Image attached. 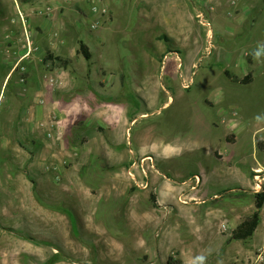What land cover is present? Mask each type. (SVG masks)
I'll list each match as a JSON object with an SVG mask.
<instances>
[{"label": "rangeland", "instance_id": "obj_1", "mask_svg": "<svg viewBox=\"0 0 264 264\" xmlns=\"http://www.w3.org/2000/svg\"><path fill=\"white\" fill-rule=\"evenodd\" d=\"M47 6L53 13L28 26L41 35L49 23L42 46L53 39L49 49L71 64L47 68L39 52L41 96L29 72L5 90L0 80V264H166L182 252V264H264V244L220 249L215 238L232 237L264 190V53L253 58L264 44V2L0 0V16ZM94 6L109 10L96 30ZM81 40L91 61L77 55ZM255 64L249 85L225 74L242 79ZM226 109L243 124L229 144L219 142ZM51 121L62 122L53 138L42 126ZM135 159L147 190L128 173ZM261 216L264 237V207Z\"/></svg>", "mask_w": 264, "mask_h": 264}, {"label": "crops", "instance_id": "obj_2", "mask_svg": "<svg viewBox=\"0 0 264 264\" xmlns=\"http://www.w3.org/2000/svg\"><path fill=\"white\" fill-rule=\"evenodd\" d=\"M262 2H264V0H262ZM239 11H237L238 13ZM36 17V16H34ZM36 18H40V17H36ZM41 19V18H40ZM15 20V22H17L16 17H10L8 16L6 13L2 16H0V80L4 82V86H2V89H6L9 82L12 80L14 74L16 73V71L13 70V68H15V65L13 66V68H11L12 65V57H20L24 54V51L21 49V47H18L16 44H14L12 42V40L19 39L20 37V31H21V24L19 22L13 23V21ZM38 24V23H37ZM41 27V29L43 30L42 34L40 35V33L38 34V32L36 30H32V35L34 33V35L36 34V36H38V38H36V36L34 37L35 40L38 42L40 49L37 50V52H34L33 56L29 59H27L25 62V64H28V72L31 73L30 80L33 81L32 83V87H30V90H33V94L34 95H44L42 90H41V82H37V79L35 77V69L36 67H38L39 62H41V60L44 59L47 50H50L53 48L54 44H50V40H48L47 45L46 46H42V41L45 40V38L47 37V29L50 27V24L47 23L46 21H41L39 24ZM38 25V26H39ZM37 27V25L35 24V28ZM34 31V32H33ZM10 35V39L7 38V36ZM45 49L43 51V56L42 59L39 60V52L42 49ZM50 48V49H49ZM54 49V48H53ZM38 55V56H37ZM41 57V56H40ZM257 62V59H256ZM259 67V64H255V66L249 70L248 74L250 72H255V70L257 71ZM9 68H11L9 70ZM27 72V73H28ZM247 75V74H246ZM28 81V79H27ZM4 87V88H3ZM212 105H215L214 102H211ZM223 104V103H222ZM231 108V107H230ZM40 106H34V104L30 105L29 107V111L30 113L34 114H39L40 112ZM122 119H124V112L122 113L121 117ZM221 122L223 125H225V127H227L225 129V135L222 138H219V142H224V140L226 141V139H228L229 135L235 134L237 137L241 136L242 133V122L236 119V115H233V113L231 114L228 113L227 109L224 110V115L222 114V118H221ZM130 123V122H129ZM219 127V126H218ZM227 142V141H226ZM228 143V142H227ZM229 144V143H228ZM210 154L214 153V154H219V156H222L223 160L226 159V154H222L221 151L217 150V148L214 149L210 148L209 149ZM242 157V156H241ZM230 158H233L232 156ZM229 158V159H230ZM230 162V161H229ZM244 164V163H243ZM165 189V187L163 188V190ZM162 190V191H163ZM165 195L167 193L163 192ZM263 222V219H262ZM261 222V224H262ZM216 234H218V232L214 230V235L216 236ZM231 235H221L218 234L215 238L218 240L219 237L221 238L220 240V249H222L223 247L227 246V245H234V242H239V241H233V239H231L230 237ZM252 242H254L253 246L254 248L257 246H261L262 244H264V237L261 235L257 236V232L252 240ZM189 257L188 253L186 252H182L181 253V264L183 262V259H187ZM152 264V263H149ZM166 264H168V260L166 262Z\"/></svg>", "mask_w": 264, "mask_h": 264}, {"label": "built area", "instance_id": "obj_3", "mask_svg": "<svg viewBox=\"0 0 264 264\" xmlns=\"http://www.w3.org/2000/svg\"><path fill=\"white\" fill-rule=\"evenodd\" d=\"M235 2L233 1V4ZM93 11L94 13H97L98 14V19L97 21L95 22V24L92 26V30H96L98 28L101 27V17L103 16H106V15H109V10L107 8H102V7H98V6H94L93 8ZM53 13V7L51 6H47L43 9H33L30 13H25L23 12L20 7H18V13L16 14V19H17V22H19L21 24V31H20V37L19 39H16L15 40H12V42L14 44H16L18 47H21V49L24 51V54L22 56H20V59L19 61L17 62V64L15 65V68H13L14 71L20 73V75L22 76L21 78V81L23 83L26 82V77L25 75L27 74L28 72V66L25 64L26 60L31 58L34 54V52H37V50L40 49V46L38 44V42L33 39V35H32V30L31 28L28 26V18L30 17H40V18H43L45 16H48L50 14ZM205 14H203L202 12H200L198 15H197V19H198V23L201 24L203 27L207 28L209 31V33H211V22L208 21L206 18H205ZM15 20L13 21L14 25L15 23ZM8 39H10V35L7 36ZM210 38V37H209ZM50 44H55L54 43V40L51 39L50 41ZM168 56L165 57L164 60H167ZM47 68H50V65H45ZM49 81V88H52V89H55L58 85L57 81L53 78V77H48ZM191 84H192V80L191 81H188V84L185 85L184 88L186 89H190L191 88ZM45 101L43 99H41L40 103L43 104ZM61 125H62V122L61 121H55V122H49V123H46V124H43L42 126H45L47 129H48V136L53 138L54 137V131H61ZM145 162L148 161V162H154L153 161V158L151 157H146L145 159ZM139 161L137 159L134 160V162L131 164L130 168H129V175L130 177L132 178V180L134 181V185H136L137 187L141 188L142 190H147L150 188V184H149V177L146 173V171L144 170V166H143V163L142 164H138ZM141 168V171H143V178L139 179V175L137 174V169ZM164 181H168L170 180V178H168L167 176L166 177H163ZM195 183V186L199 185L201 183V177H199L198 175H195L194 178L192 179ZM195 187H193L194 189ZM154 191H157V187H154L153 188ZM218 198V197H216ZM180 202L181 203H184L186 204L187 201L186 200H183V198L180 199ZM223 230L227 231V227L226 225H223Z\"/></svg>", "mask_w": 264, "mask_h": 264}, {"label": "trees", "instance_id": "obj_4", "mask_svg": "<svg viewBox=\"0 0 264 264\" xmlns=\"http://www.w3.org/2000/svg\"><path fill=\"white\" fill-rule=\"evenodd\" d=\"M90 47L84 41H79V50L77 51V55H82L87 60H92V54L90 52ZM43 63L45 65H50L51 68L55 69L57 67H65L68 68L71 64V59H63L61 57L55 56L51 50H47L46 55L43 59ZM229 70L225 71L227 77H229L232 81L237 82L241 85H249L253 82V74L254 72H250L244 78L239 79L237 76H233L230 74ZM230 140V139H228ZM137 189V188H136ZM134 188V190H136ZM150 202L153 207L157 208V195L152 193L150 195ZM264 207V190L260 193L256 194V203H255V211L253 214L249 215L244 221H242L233 231L232 237L233 241H242L246 242L250 239H253L260 223L262 222L261 211ZM168 264H181V261L174 259V257H170L168 259Z\"/></svg>", "mask_w": 264, "mask_h": 264}, {"label": "clouds", "instance_id": "obj_5", "mask_svg": "<svg viewBox=\"0 0 264 264\" xmlns=\"http://www.w3.org/2000/svg\"><path fill=\"white\" fill-rule=\"evenodd\" d=\"M262 53H264V44L259 45V48H258V50L254 53L253 58L258 60L259 57L262 55Z\"/></svg>", "mask_w": 264, "mask_h": 264}]
</instances>
